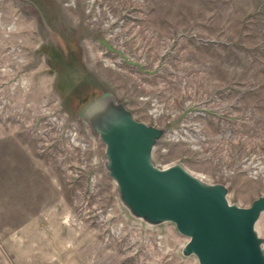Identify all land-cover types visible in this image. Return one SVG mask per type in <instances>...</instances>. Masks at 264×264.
Returning a JSON list of instances; mask_svg holds the SVG:
<instances>
[{"label": "rangeland", "instance_id": "rangeland-1", "mask_svg": "<svg viewBox=\"0 0 264 264\" xmlns=\"http://www.w3.org/2000/svg\"><path fill=\"white\" fill-rule=\"evenodd\" d=\"M121 105L247 207L264 195V0H0V264H198L120 201L95 131ZM264 252V210L254 223Z\"/></svg>", "mask_w": 264, "mask_h": 264}, {"label": "water", "instance_id": "water-1", "mask_svg": "<svg viewBox=\"0 0 264 264\" xmlns=\"http://www.w3.org/2000/svg\"><path fill=\"white\" fill-rule=\"evenodd\" d=\"M95 120L107 175L131 214L149 224L171 222L187 238L182 254L198 264H264L254 230L264 195L239 207L227 202L221 184L204 183L179 164L156 167L151 149L161 130L121 105L102 108Z\"/></svg>", "mask_w": 264, "mask_h": 264}]
</instances>
